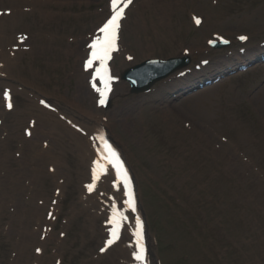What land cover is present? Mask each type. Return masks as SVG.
<instances>
[{"label": "rangeland", "instance_id": "1", "mask_svg": "<svg viewBox=\"0 0 264 264\" xmlns=\"http://www.w3.org/2000/svg\"><path fill=\"white\" fill-rule=\"evenodd\" d=\"M196 1H193V5L203 7L205 13H210L213 17L210 24L202 32L194 33L190 26L189 12L198 11L191 7V3H188L176 16H173L171 37L174 45L170 47L164 43H159L155 44L156 47H153L152 52L158 57H164L176 51L178 41H184L191 45L192 40L196 39L200 46V42H204L205 37H208L212 32L229 35L231 33L235 35L243 31L249 33L253 38L252 51L256 48L258 42L264 40V0H220L221 3L217 10H212L210 0ZM76 3V1L73 2V9L71 8L69 12L72 18L66 19L61 26L57 27L59 33L57 34L56 43L53 42L54 44L51 45V50L48 49L45 54L40 53L38 62H32V58L24 59L18 70L12 74V81L24 85V87L29 86L32 91H47L48 100L53 103H61V105H69V103L72 105L75 97L81 94V85L77 77L70 76L74 73L72 72V70L74 71V60L68 56V52H74L77 47L82 46L83 44H78L79 39H83L85 35L90 34L101 21L100 0H90L86 4L79 2L77 5ZM136 14L137 11L134 12L132 21L138 23L139 20ZM151 14L152 11L141 12L144 19L149 18ZM229 17L243 18L244 27L237 23V26L228 28L225 24L229 21ZM27 24V21L23 23V25ZM149 24L148 21V28ZM150 29L149 39L153 37L152 24H150ZM129 31L130 28L129 30L126 29L124 33L126 44L134 53L142 52V48L136 43L135 35ZM68 37L74 39L75 44H68ZM117 65L122 66L121 60L118 61ZM32 71H34L35 76L31 75ZM22 81L24 83H20ZM208 93L212 94V98L208 94L206 97L210 100L202 103L205 108V116L197 112L185 113L186 115L183 113V116H179L177 119L178 125L177 122L175 124L171 119L174 118V114L169 118L170 121H173V130H171L173 136L168 137V139L162 137V140L159 141L158 136L155 139L145 128V124L151 122L162 130L166 128L163 130L166 132L170 125L167 120L160 118V115L158 116L159 113L152 111L157 107L152 104L143 107L145 109H143L145 114V120L143 121H138L139 118L134 117L137 116L136 110L133 111L134 116H131L128 120L132 125L130 132L120 126H114L112 132L124 148L130 163L139 176L142 198L150 222L161 233L164 240L161 250L163 259L166 261L169 259L168 263L175 264L177 260H181V256L191 255L194 259L192 264H210L205 252L208 245L212 244L220 249L227 247L230 251L229 255L233 254L235 258H237L236 254L239 251L244 254L247 253L253 260H250L252 263L261 264L264 263V220H261L255 214L252 206L256 202L253 201L252 204L251 199L254 196L263 197V186H258L255 175V179L252 177L246 178L244 172V177L241 175L240 183L236 179L230 181L225 178L222 170L225 165L224 159L226 154L230 155L231 153L227 149V152L224 155L222 154L223 160L220 156V164H215L213 157L218 154L212 150L215 141L206 144L190 135L191 137L184 138L185 141L182 145H179V142L184 133L180 128L181 122L185 121L194 122L198 120L203 125H213L215 127L213 132L206 133L211 140L214 131L233 137L237 130L233 127L234 125L246 128L252 142L242 145L241 148L249 157L255 159L257 168L260 167L264 171V68L254 74L248 73L235 79L228 86ZM120 96L121 94L115 99L113 111V121L116 124H118L119 114L122 112L121 108L125 103ZM18 101L19 106L23 109L24 99L19 97ZM85 107L90 111L93 110L92 107ZM175 115L179 114L176 113ZM139 133L141 137L137 136ZM18 138L16 136L11 149L12 157ZM145 139L148 142L143 141ZM174 145L177 147L174 154L175 160L170 158V151ZM155 149L161 151L160 162L157 159L158 157H153V154L149 153ZM166 152H169L168 158L165 155ZM204 152L208 156L203 155ZM140 153L149 155H141ZM171 154L173 155V150ZM64 157L65 160H63L61 170L69 175L67 207H70L80 192L79 179L81 175L77 173L79 169L77 154L74 155L68 149V153L65 152ZM12 162L14 161L12 160ZM14 164L16 170H18L17 164L15 162ZM151 164L155 168H157V164L159 165L160 177L156 181L151 179L152 176L154 178V174L146 173L148 167L151 168ZM64 166H67V169ZM42 183L44 191H48L47 195H50L51 198L54 186L49 179L44 180ZM3 199L5 202L8 201L5 195ZM81 227L82 222H77L72 230V240L66 248V264H76L77 262L79 264V260L88 263L87 259L91 258L98 247L97 240L88 239V245L80 251L79 237L86 236ZM230 229L233 230V234L230 232V235H228L227 231ZM7 240H4L3 247H8L11 250L9 246L12 242ZM172 241L178 245L181 251L173 252L171 250ZM255 250L260 252L258 262L256 257L252 258L250 256ZM201 252H203L204 258ZM4 255L3 252L0 257L4 258ZM238 264H241L240 261Z\"/></svg>", "mask_w": 264, "mask_h": 264}, {"label": "snow or ice", "instance_id": "2", "mask_svg": "<svg viewBox=\"0 0 264 264\" xmlns=\"http://www.w3.org/2000/svg\"><path fill=\"white\" fill-rule=\"evenodd\" d=\"M132 0H111V15L106 20V22L103 24V26L100 28V32L103 33V38L97 37L93 43L89 44V48L93 49L94 51L91 53L92 59H89L87 62V65L90 66L93 62V60L98 59L103 64L105 61L109 60L111 58V53L116 49L117 47V39H118V33L120 29V21L123 19V13L124 9L128 7L129 4H131ZM123 3L122 7H118V4ZM194 22L196 25L201 24V19L198 17H193ZM21 42L23 40L27 39V37H21ZM240 40H246L247 37L240 36ZM225 43H228V41H224ZM131 59V57H129ZM108 69L107 67H104L101 72V79H104L105 76H107ZM111 80V77L108 76L107 80H105V87L103 90L96 87L95 84H93V88L95 91L99 93V101L98 103L100 105H104L106 103L107 95L110 91L109 82ZM7 92H5V96L7 97ZM41 103H44L41 101ZM9 109L13 107L11 103L7 105ZM26 135L31 136V132H27ZM101 140H103V136L100 137ZM104 159L106 160L107 164L112 165L115 168L116 171V177L117 180H121L124 184L125 188V195L128 197V199L125 201V203L129 206V208L132 209V211H135V206L132 200V192L130 190L129 186V177L127 175V171L123 169V165L119 162V158L115 150L112 148L111 145L105 144L104 147ZM94 164L96 167H93L92 169V183L88 184L86 187L89 192L93 191L96 181L99 178V173L97 171V167H100L99 161H94ZM104 169L101 167V171ZM59 194V193H57ZM126 220V217L122 212L113 211L112 216L109 218V223L112 225L109 233V238L105 241V247H102L100 249L101 252H105L107 250L108 246L113 245L118 239H119V233L122 228V222ZM141 225L139 220H137V231L134 233V235L137 237V244L139 245V237H140V229ZM42 250L37 248L36 252L40 253ZM134 258L137 261H143L144 260V250L143 246H140L139 251H135L133 253Z\"/></svg>", "mask_w": 264, "mask_h": 264}, {"label": "bare ground", "instance_id": "3", "mask_svg": "<svg viewBox=\"0 0 264 264\" xmlns=\"http://www.w3.org/2000/svg\"><path fill=\"white\" fill-rule=\"evenodd\" d=\"M80 1H83V0H79V2ZM85 1H88V0H85ZM155 2H156V5H155V7H152V6H150V5H148V4H144L143 6H142V8H141V10H144V11H146V10H149V11H151L152 10V20L153 19H156V20H158V19H160V20H162L165 24L167 23V22H165V19H170V16H172V14H177L178 13V11H179V9L180 8H182V6H183V2H181V1H174V0H155ZM0 3H2V4H4L5 3V0H0ZM158 3H162V6L161 7H158ZM12 4H15L14 2L12 3ZM138 12H140V11H138ZM140 14V13H139ZM139 18H140V20H141V22H142V26L144 25V27H143V29H140V30H138V43H140V44H142V45H147L148 43H149V46H151L152 45V43L150 42V40H148L147 38H145L144 37V35H146V33L149 31V28H147L146 27V24H145V22H146V19H144V17L143 16H139ZM140 22V23H141ZM3 23L4 22H2L1 24H0V29H2V27H3ZM153 24L154 25H157L156 24V22L153 20ZM158 26V25H157ZM159 30H161L164 34H168V29L167 28H160ZM153 31H154V29H153ZM162 32H160L159 34H158V32H157V34H156V36H158L157 38H152L151 39V41L153 42V43H159V41H162V42H164V41H166L167 43H168V38L167 37H165L164 35H163V37L164 38H162L161 40H160V38H159V36H161L162 35ZM251 57H253V56H251ZM78 76L79 77H83V79H84V75L82 74V72H81V70L79 69L78 70ZM169 90V89H168ZM192 98H195V97H192ZM160 100H161V102L164 104V105H168V106H166V109L168 110V109H173L175 106H173V103H171V101L168 99V98H166V97H162L161 96V98H160ZM182 100V99H181ZM189 100V98H186V99H183V103H182V105L181 106H184L183 108L184 109H188V110H191V111H193V110H198L199 108H200V106H197V102L196 101H192V102H190V101H188ZM28 106H30V105H28ZM202 110V109H201ZM201 110L199 109L198 111L199 112H201ZM62 111L64 112V113H66L67 115H69L70 117H72V118H75V119H79V120H81L82 119V121H83V123L84 124H88V125H96L97 124V121H96V115H97V113L96 114H93V113H89V112H87V110H83L82 111V113H77V112H74L73 110H71V109H69V108H67V107H63L62 106ZM30 112H33V109H28V110H26V111H17L16 113H15V115H13V116H15V119H16V122L13 124V127L15 128V131H16V133H19L20 132V130H21V126H23L24 125V117L28 114V113H30ZM24 113V114H23ZM141 114V116H142V113H140ZM92 115V116H91ZM164 115H166V114H164ZM164 115H163V117H161V118H165L164 117ZM24 116V117H23ZM167 116V115H166ZM128 116H126L125 118H127ZM167 120V119H166ZM168 122V121H167ZM111 124H112V122H110L109 123V125L111 126ZM121 125L122 124H124V125H126L125 124V120L122 122V123H120ZM53 125H55L56 126V128H62L63 126L59 123V122H55L54 120H52L51 118H41V121L39 122V127H37L38 129H37V132H38V130H43V129H47L48 127H51V126H53ZM124 125H122L123 126V128L126 130V131H128L129 132V129H130V127L131 126H124ZM62 129H64V128H62ZM171 132V131H170ZM169 132V134H171ZM78 142H76L75 144H77ZM32 145L31 144H29L28 145V147H27V150H29V149H31L30 147H31ZM74 150H76L75 149V146H74ZM2 151H3V149H2ZM6 152L5 153H3V157H6ZM10 157V156H9ZM81 170H83V169H81ZM28 173L29 172H27V171H25L24 172V174L25 175H27L28 176ZM19 176V178H17V179H14L13 178V181H15L16 182V186L14 187V188H20V191L18 192L19 194L21 193V192H23L24 190L23 189H21V176L20 175H18ZM1 181V180H0ZM17 188V189H18ZM23 206H26L25 204L23 205Z\"/></svg>", "mask_w": 264, "mask_h": 264}]
</instances>
